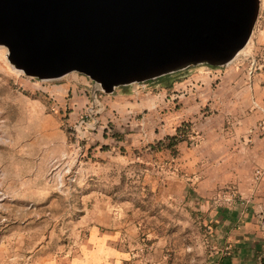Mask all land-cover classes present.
<instances>
[{
	"label": "rangeland",
	"instance_id": "1",
	"mask_svg": "<svg viewBox=\"0 0 264 264\" xmlns=\"http://www.w3.org/2000/svg\"><path fill=\"white\" fill-rule=\"evenodd\" d=\"M243 50L230 67H239L244 74L250 59L255 60L253 82L261 103L253 133L262 137L264 0H260L257 21ZM6 54V48L0 46V263L30 264L41 257L69 253L85 240L92 225L91 214L98 215L106 208L114 211L140 208L146 214L148 228L169 236L170 245L177 247L190 244L192 220L201 223L204 215L222 208L213 204L205 210H191L183 205L170 206L164 201L169 197V185L184 182L188 176L176 161L177 149H173L174 155L168 149L158 154L157 143L166 144L168 136L188 124L179 139L186 142L188 149H193L198 144L200 114L194 116L193 123L185 122L174 128L165 117L167 109H163L158 119V112L146 108L136 117L146 123L143 132H138L142 144H134L125 136L129 133L112 129L111 120L120 119L114 108L120 102L113 95L96 90L87 77L76 72L52 80L26 77L12 68ZM208 69L212 67L203 65L182 70L172 76L171 83L196 74L207 77ZM215 86L212 84V89ZM168 87L132 84L114 91L122 94L126 89L139 88L142 104L147 107L150 101H165L166 92L159 94ZM81 120L87 126L79 127ZM106 137L122 142L114 146ZM114 149L116 155L108 156ZM220 193L221 190H216L212 197L219 198ZM109 201L112 204L106 206ZM257 219L258 226L263 225L262 230L257 231L251 220H239L238 233L218 242L213 224L208 221L201 224L204 251L209 255L219 247L228 252L230 245H236L238 249L258 247L264 252V213ZM174 224L176 236H172ZM183 225L189 227L187 232ZM143 243L142 250H145L146 240ZM144 261L140 264H146Z\"/></svg>",
	"mask_w": 264,
	"mask_h": 264
},
{
	"label": "crops",
	"instance_id": "2",
	"mask_svg": "<svg viewBox=\"0 0 264 264\" xmlns=\"http://www.w3.org/2000/svg\"><path fill=\"white\" fill-rule=\"evenodd\" d=\"M230 64L222 68L224 76L215 89H212L214 83L208 74L207 77L196 74L170 83L159 94L166 92L165 101H150L147 107L142 104L139 88L111 94L120 102L114 106L120 119L111 120L113 131L129 133L125 135L130 138L128 141L138 145L142 144L138 132H143L146 123L139 122L136 117L144 109L152 108L153 112H158V119L162 117L163 109H167L165 117L174 128L185 122L193 123L194 116L200 114L197 118L198 144L193 149H188L184 141L176 146V161L181 163L188 179L169 185V197L164 199L170 206L183 205L191 210H205L213 204L222 207L204 215L201 223L191 221L190 244L170 245L169 236L148 228L146 214L140 208L122 211L106 208L98 215L91 214L89 222L92 225L80 245L70 249L69 253L41 257L30 264H140L143 260L146 264H262L260 258L264 252L258 247L245 250L230 245L228 252L218 247L209 255L202 247L201 224L207 221L213 224L217 242L220 238H233L238 233L239 220H251L257 231L263 229L262 224L258 226L257 218L264 213V136L253 133L260 109L259 91L253 82L254 77L249 81L243 70L230 67ZM155 83L142 85L160 86ZM127 87L129 85L122 88ZM105 140L114 146L122 142L108 137ZM116 151L111 150L107 155H116ZM164 152L168 151L159 150L157 153ZM189 175H193V179H189ZM216 190L221 193L214 199L212 196ZM111 204L109 201L106 206ZM175 226L172 225L175 231L172 236H176ZM188 228L183 225L186 232ZM144 240L147 248L142 250Z\"/></svg>",
	"mask_w": 264,
	"mask_h": 264
},
{
	"label": "water",
	"instance_id": "3",
	"mask_svg": "<svg viewBox=\"0 0 264 264\" xmlns=\"http://www.w3.org/2000/svg\"><path fill=\"white\" fill-rule=\"evenodd\" d=\"M260 0H0V46L26 77L76 72L105 94L190 67H224Z\"/></svg>",
	"mask_w": 264,
	"mask_h": 264
},
{
	"label": "trees",
	"instance_id": "4",
	"mask_svg": "<svg viewBox=\"0 0 264 264\" xmlns=\"http://www.w3.org/2000/svg\"><path fill=\"white\" fill-rule=\"evenodd\" d=\"M179 72H181V71H179ZM179 72H176V73H173V74H169V75L157 78L155 80L148 81L147 83L155 81L156 83L169 86V84L171 83L172 76L178 74ZM187 125L188 124L182 125L181 127L176 129V133L174 135L168 136L166 138L167 139V143L166 144H164L162 142H158L157 143V149L158 150H162V149L171 150L172 154L174 155L175 151L173 149L176 148L178 143L183 141V139H179V135L182 134V133H185V129L188 127ZM262 264H264V259H262Z\"/></svg>",
	"mask_w": 264,
	"mask_h": 264
},
{
	"label": "built area",
	"instance_id": "5",
	"mask_svg": "<svg viewBox=\"0 0 264 264\" xmlns=\"http://www.w3.org/2000/svg\"><path fill=\"white\" fill-rule=\"evenodd\" d=\"M243 57H246V59H249V56H245V55H242ZM236 58H238V57H236ZM235 58V59H236ZM234 59V60H235ZM234 60H232L230 63H232ZM229 64V63H228ZM227 64V65H228ZM222 68L223 67H218V68H212L211 70L210 69H208V76L210 77V78H212L211 80L213 81V83L214 84H218L220 81H221V79H222V77L224 76V72L222 71ZM255 60L252 58V59H250V61H249V65H248V67L244 70V74L246 75V77H247V79L249 80V81H251V79H252V77L254 76V72H255ZM92 82V81H91ZM93 83V82H92ZM94 84V86L96 87V90H99V91H101L100 89H99V87L95 84V83H93ZM102 92V91H101ZM87 126V123H86V121L85 120H81L80 122H79V127L80 126Z\"/></svg>",
	"mask_w": 264,
	"mask_h": 264
},
{
	"label": "bare ground",
	"instance_id": "6",
	"mask_svg": "<svg viewBox=\"0 0 264 264\" xmlns=\"http://www.w3.org/2000/svg\"><path fill=\"white\" fill-rule=\"evenodd\" d=\"M243 49H244V48H243ZM243 49H242L240 52H238V54L235 56V58L238 57V56L244 51ZM235 58H234V59H235ZM12 68H13V67H12ZM13 69H14V68H13ZM16 71H17V70H16ZM18 72H20V71H18ZM20 73H21V72H20Z\"/></svg>",
	"mask_w": 264,
	"mask_h": 264
}]
</instances>
